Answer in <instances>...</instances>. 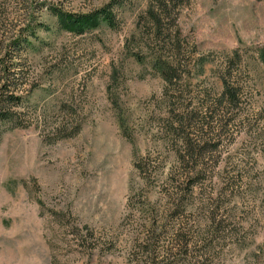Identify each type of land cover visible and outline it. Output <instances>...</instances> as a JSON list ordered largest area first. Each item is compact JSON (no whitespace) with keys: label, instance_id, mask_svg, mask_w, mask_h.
<instances>
[{"label":"rangeland","instance_id":"374dc122","mask_svg":"<svg viewBox=\"0 0 264 264\" xmlns=\"http://www.w3.org/2000/svg\"><path fill=\"white\" fill-rule=\"evenodd\" d=\"M159 1L0 0V264H264V0Z\"/></svg>","mask_w":264,"mask_h":264},{"label":"trees","instance_id":"16d2710c","mask_svg":"<svg viewBox=\"0 0 264 264\" xmlns=\"http://www.w3.org/2000/svg\"><path fill=\"white\" fill-rule=\"evenodd\" d=\"M180 0H161L158 5V9L156 11H149L150 18L154 26L157 27V34L160 32V24H161V12H166L169 6L176 5ZM52 14L57 18V23L59 27L68 29L76 34H82L88 30L95 29L99 27L101 24H104L109 27H113L115 25L114 21V13L112 11L111 5L108 4L94 11L83 13V14H71L65 13L60 10H57L55 7L51 8ZM30 31V29H29ZM32 31V30H31ZM30 34L27 33V35ZM158 36V35H157ZM16 42H19L17 40ZM259 58L261 62L264 63V49L259 50L258 52ZM156 68L160 72L161 76L165 81H169L170 77H168L167 70V62L162 61L161 59L156 60ZM224 90L223 93L227 94L230 99H233L235 94V89L233 87L227 85L226 80H223ZM19 96H15L12 94H7L6 96L0 95V121L2 122H13L14 118L12 117V113L5 108L7 104L10 103H18Z\"/></svg>","mask_w":264,"mask_h":264}]
</instances>
